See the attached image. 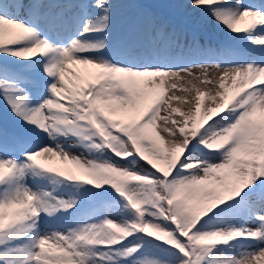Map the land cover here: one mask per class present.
<instances>
[{
    "label": "snow or ice",
    "instance_id": "snow-or-ice-1",
    "mask_svg": "<svg viewBox=\"0 0 264 264\" xmlns=\"http://www.w3.org/2000/svg\"><path fill=\"white\" fill-rule=\"evenodd\" d=\"M0 264H264V0H0Z\"/></svg>",
    "mask_w": 264,
    "mask_h": 264
},
{
    "label": "bare ground",
    "instance_id": "bare-ground-1",
    "mask_svg": "<svg viewBox=\"0 0 264 264\" xmlns=\"http://www.w3.org/2000/svg\"><path fill=\"white\" fill-rule=\"evenodd\" d=\"M208 34H210V35H212V36H215V37H218V38H221L220 36H219V34L218 33H211V32H209ZM208 38V37H207ZM209 39V38H208ZM212 42V41H211ZM213 43V42H212ZM214 44V43H213ZM215 45V44H214Z\"/></svg>",
    "mask_w": 264,
    "mask_h": 264
}]
</instances>
